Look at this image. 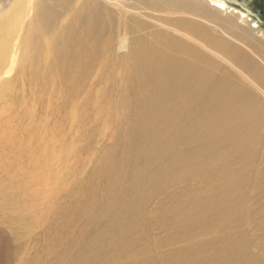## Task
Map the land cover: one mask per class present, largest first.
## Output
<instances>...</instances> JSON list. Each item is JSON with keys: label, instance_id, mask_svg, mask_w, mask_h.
Segmentation results:
<instances>
[{"label": "rangeland", "instance_id": "rangeland-1", "mask_svg": "<svg viewBox=\"0 0 264 264\" xmlns=\"http://www.w3.org/2000/svg\"><path fill=\"white\" fill-rule=\"evenodd\" d=\"M12 1L0 0V10L8 8ZM142 1L52 2L59 5L60 24L81 12L85 3L94 2L90 8L100 9L103 23L108 26L107 64L103 69L98 67L76 96L64 101H33L29 91L19 86L0 87V264L39 262L43 258L42 252L37 255L40 247L29 246L25 239L26 226L35 225L29 218L50 212L57 215L61 210L70 217L69 246L74 264L82 256L84 264H164L169 255L196 258L187 264H264V196L256 198L252 189L257 177L255 169L264 166V143L259 145L263 146L261 157L252 161L254 170H248L252 186L238 189L242 194L234 192L244 201L248 199L244 207L250 215L239 223H230L222 218L224 215L207 223L210 212L193 209L224 187L223 180L194 170L199 163L214 166L206 160L194 161L190 166L188 163L181 177L157 182V190L150 187L146 179L156 165L142 167L136 160L137 136L142 135L136 114L137 95L144 96L153 83L144 85L123 74L124 68L126 71L134 64L130 51L136 48L134 33L123 34L137 24L141 31L134 36L141 33L145 41L154 38L155 30L184 39L188 50L177 52V56L204 59L208 70L205 82L223 76L233 79L234 87L240 86L239 90L248 93L251 106L259 112L257 131L263 135L264 36L243 35L244 30H252L254 23H242L239 14L226 13L236 18L234 25H229L207 1L204 10L214 18L194 8L195 0L162 6ZM42 2L50 4L49 0ZM230 4L248 14L253 22L259 21L264 29V0H232ZM31 20L23 19V26L27 28ZM223 50L234 53L244 64H234ZM11 75H1L0 83L14 78L15 73ZM210 112L220 116L217 109ZM222 116L229 118L228 113ZM220 119L218 126L209 131L215 142L220 140L214 135L221 127ZM173 130L166 129L163 136L173 139ZM193 143L189 149L195 151L197 142ZM185 147L187 144L182 149ZM226 152H217L214 164L233 158ZM245 163L244 155L235 159L233 171L240 172ZM132 200L137 202L134 210L130 209ZM136 210L142 212L135 213ZM115 220L120 227H113ZM189 227L193 229L179 234ZM103 240L110 241V245H100Z\"/></svg>", "mask_w": 264, "mask_h": 264}, {"label": "bare ground", "instance_id": "bare-ground-1", "mask_svg": "<svg viewBox=\"0 0 264 264\" xmlns=\"http://www.w3.org/2000/svg\"><path fill=\"white\" fill-rule=\"evenodd\" d=\"M42 1L46 3L47 0H13L8 8L0 10V77L15 73L14 78L0 83V87L7 89L9 86H19L24 92L29 91L33 101L69 100L80 92L98 67L103 69L107 64L108 26L103 23L100 9L90 8L94 2L90 5L85 3L81 12L73 13L67 22L60 24L59 5L53 4L54 0H49V5ZM98 1L101 3L106 0ZM145 1L141 3L144 4ZM178 1L180 0H147V4L174 5ZM195 1L194 8L202 9V13L210 18L214 17L208 10H204L207 6L205 1L214 8L216 14L224 15L229 25L233 26L236 18L228 17L226 13L239 14L238 18L242 23H254L251 28L253 31L244 30L246 32L243 35L249 37L261 33L264 36L260 22H253L248 14L234 8L230 4L232 0ZM118 8L130 11L123 6ZM29 18L32 20L25 28L22 21ZM165 20L168 21V18ZM182 20L180 23L186 28ZM137 27V24L131 29L128 27L123 36L140 32ZM134 34L132 40L136 48L135 51H130L134 64L126 71L124 68L123 74L132 76L135 81L144 85L153 83V86L148 85L151 88L147 89L144 96L137 95L139 112L136 118L142 135L137 136L139 151L136 160L142 167L156 165V170L150 173L147 182L157 190V182L181 177L188 163L190 166L194 161L206 160L205 162L214 166L208 168L199 163L194 170L197 174L205 172L211 179L223 180L224 187L220 192L217 190L216 195L206 200L201 199V207L193 209L202 213L209 211L207 223L223 215L222 218L225 217L230 223L241 222L245 215H250L249 210L244 207V202L248 199L244 201L243 196H235L234 192L252 186L248 170H254L252 161L257 162L261 157L260 148L263 146L259 145L264 143L263 133L258 134L257 131L259 112L251 106L252 99L248 93L239 90L240 86L235 85V88L234 81L229 76L205 82L208 70L204 66V59L200 56H196L195 60L185 57L180 59L176 54L188 50L184 46V39L159 30L152 32L154 38L151 41H145L146 37L139 36L141 33L137 36ZM223 52L227 53L234 64L243 63L234 53L228 50ZM220 84L222 86L218 89ZM211 109H217L221 119L219 115H212ZM223 113H228L229 118L225 119ZM219 119L221 127L214 135L220 140L215 142L210 139L212 135L209 131L218 126ZM169 128H175L173 139L163 136V132ZM193 142H197L195 151L189 149L195 145ZM185 144L187 147L182 149ZM221 150H227L226 156L233 158L230 160L226 157L222 164H214L213 157ZM243 155L246 156L244 167L240 172L233 171L234 160L241 159ZM255 171L257 177L252 182V189L256 191V198H260L264 196V166ZM238 192L242 194L243 191ZM130 205V209L134 210L133 206L137 202L132 200ZM63 211L57 212V215L50 212L43 213L38 218H29L35 225L26 226L25 239L29 246L40 247L37 255L42 252L43 257L36 264H74L71 262L72 250L69 246L70 217ZM135 221L136 219L133 223ZM113 227H120L117 220ZM111 229L112 227L109 228ZM192 229L182 230L179 234L188 233ZM103 243L105 246L110 245L107 240L100 242V245ZM191 258L169 255L163 263L187 264L196 259ZM84 263L85 258L82 256L77 264Z\"/></svg>", "mask_w": 264, "mask_h": 264}]
</instances>
